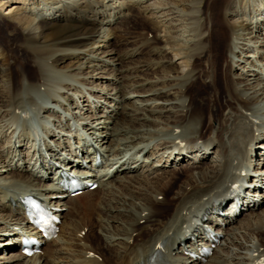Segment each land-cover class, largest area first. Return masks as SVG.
I'll return each mask as SVG.
<instances>
[{
  "label": "bare ground",
  "instance_id": "6f19581e",
  "mask_svg": "<svg viewBox=\"0 0 264 264\" xmlns=\"http://www.w3.org/2000/svg\"><path fill=\"white\" fill-rule=\"evenodd\" d=\"M204 1L5 2L14 22L2 23L12 33L0 41V241L16 250L7 259L264 264V208L252 197L264 196V0ZM126 12L146 32L103 59L105 20ZM56 164L86 174L98 192L66 193ZM28 195L60 219L32 255L19 248L22 232L39 237L23 216Z\"/></svg>",
  "mask_w": 264,
  "mask_h": 264
},
{
  "label": "rangeland",
  "instance_id": "374dc122",
  "mask_svg": "<svg viewBox=\"0 0 264 264\" xmlns=\"http://www.w3.org/2000/svg\"><path fill=\"white\" fill-rule=\"evenodd\" d=\"M205 1H207V0H205ZM5 2H7V0H2V3H5ZM11 3H18V2L11 1ZM8 5H9L8 3H5V5L3 7V10L1 11V14H0V16L2 18V20H0V21H2L0 23V41H2V42H5L6 39L9 37V34L12 33V28L9 29V30H7V28H5V26L2 23L9 24V23H13L14 22V20L11 19V17L9 15H6L5 14L7 11L4 10V9ZM122 5H123L122 3H119L118 4L119 7H121ZM215 5L218 6L219 3L216 2ZM111 12H112V10H111ZM105 23L106 24L103 25V28L106 29V32L111 33L112 35L109 38V44H110L109 46H108V43L107 42L106 43H104V42H100L99 43V45H101V46L103 45V48H101L98 51V54L97 55L100 56V57H102L103 59L111 58L110 56L108 57V54H102L101 53L104 50L111 49V50L114 51L115 54H123L124 52H127V51L131 50L133 48V45L130 44V43H127L125 40L127 38H130V37L131 38L132 37H136V38L137 37L138 38L139 37H142V35L146 32L145 31L146 26H144L143 20L141 18H139L137 14H134L132 12H126L124 14H120V15L116 16L115 18H113V20L110 23H107V20H105ZM145 56H146V53H143L141 55L136 56L133 59L136 60V62H141V61H144L145 60V58H146ZM23 57L24 56H20L19 58L22 59ZM112 60H114V58ZM25 61H26V59H25ZM126 61H127V59L125 58V62ZM16 62H18V61H16ZM114 63H115V61H112L111 62V60H110L109 63L107 64L108 67H109V69L111 71H113L112 69H115L116 68V66L112 67L113 66L112 64H114ZM0 68L1 69L2 68H5V64H3V62L1 60H0ZM11 68H12V71H14L15 66L11 64ZM93 76H94L93 79L94 78L97 79V77H98V75L97 76L96 75H93ZM89 77H90V74L87 75V78L88 79H90ZM1 80H3V77H2V73L0 72V99H2V97L4 96V88H3V83H2ZM108 82L109 81L107 80V85H108ZM102 83L104 84L105 82L103 81ZM111 87L112 86H109V88H111ZM199 88L200 87L198 85L197 86H194V88H193L194 90L193 91L197 92V91H199ZM84 96L85 95L83 94L82 95V98H84ZM85 98H89V96H87ZM86 101H88V100H86ZM104 102H105V100H100L99 101V103H100L101 106H104V104H105ZM94 117H95V115H94ZM260 143L261 142H259V144L256 145V146L259 145V148H260ZM261 149L264 150V147L263 148L261 147ZM210 156H213V155H210ZM177 161H179V162H176V163H178L177 169L178 170L180 169L182 171L184 169V167L187 166V162H182V161H186L184 159L183 160H177ZM208 165H209V160H205L204 161V166H208ZM157 173H158L157 171L151 172V174H152L151 177L152 176L153 177H156ZM255 180H257V179H255ZM92 191L98 192L97 189H94ZM77 197H79V198H77ZM77 197H76L77 199H80V197H82V196L79 195ZM252 197H253V201H258L257 203L260 206L259 210L262 209V208H264V196H258V195L253 194ZM66 212L67 211L63 210V213H66ZM241 218L242 217L237 216V220L235 221L237 223L236 225L240 224L239 222L242 221ZM86 231L87 230L82 231L80 233V236L85 235ZM92 237L94 238V234H93ZM93 238H91L92 241L97 242ZM1 247H3V246H2V242L0 241V254H2L0 256H4V257H2L3 260H0V264H14V262L12 260H9L7 258L10 256L11 253L15 252L16 250L15 249H12V250L11 249L4 250ZM44 248H45V246H44Z\"/></svg>",
  "mask_w": 264,
  "mask_h": 264
}]
</instances>
